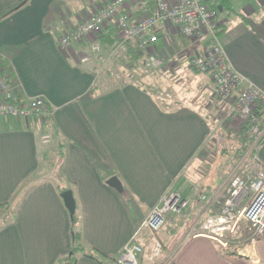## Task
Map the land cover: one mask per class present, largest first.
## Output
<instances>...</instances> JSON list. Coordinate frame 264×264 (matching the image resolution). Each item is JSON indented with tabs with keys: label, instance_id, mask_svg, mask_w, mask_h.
I'll use <instances>...</instances> for the list:
<instances>
[{
	"label": "crops",
	"instance_id": "obj_1",
	"mask_svg": "<svg viewBox=\"0 0 264 264\" xmlns=\"http://www.w3.org/2000/svg\"><path fill=\"white\" fill-rule=\"evenodd\" d=\"M103 1L0 0L6 73L20 96L43 97L50 110L45 117L0 116V264H58L68 254L72 217L58 186L72 189L83 241L107 255V264H118L108 257H117L136 234L144 256L161 241L157 264H264V237L235 250L191 234L204 214L220 210L226 193V180L206 183L213 163L208 173L196 169L216 134L212 102L206 112L193 104L166 106L135 82L105 87L80 62L86 45L60 47L62 28L72 29ZM129 10L134 18L141 14L136 3ZM219 11L230 63L264 90V0H232ZM158 31L157 53L165 60L186 55L187 61L209 48L207 37L185 36L176 26ZM257 156L264 163V141ZM112 175L122 192L107 183ZM170 187L188 205L174 213L175 239L167 241L157 235L160 229L153 233L141 224ZM76 264L101 263L81 254Z\"/></svg>",
	"mask_w": 264,
	"mask_h": 264
},
{
	"label": "built area",
	"instance_id": "obj_2",
	"mask_svg": "<svg viewBox=\"0 0 264 264\" xmlns=\"http://www.w3.org/2000/svg\"><path fill=\"white\" fill-rule=\"evenodd\" d=\"M104 0L96 11L82 23L63 33L59 39L62 48L92 39L93 50H104L100 37L110 24L117 29L116 39L109 56L120 58L127 51V43L134 41L139 49L148 52L150 63L160 65L161 59L154 56L159 38L160 25L176 26L185 36L207 37L209 48L205 54L191 59V67L198 73L212 76L215 91L223 99H231L228 118L241 120V134L247 139L248 147L238 165L227 179L226 193L220 210L201 217L192 227V235H204L228 248V242L239 223L252 228V241L264 237V163L258 158L257 150L264 141V90L246 78L230 63L221 37L218 34V12L206 0ZM138 4L141 14L137 18L129 10ZM99 59L105 57L100 54ZM86 60H92L91 55ZM95 69L97 67H94ZM50 113L45 98L20 96L6 73L0 58V116L31 118ZM188 201L170 187L151 209L141 224L151 232L158 231L166 222L169 213H181ZM134 235L124 244L116 257L118 264H141L143 246ZM227 236L228 241H224ZM162 243L156 240L149 259L161 252Z\"/></svg>",
	"mask_w": 264,
	"mask_h": 264
},
{
	"label": "rangeland",
	"instance_id": "obj_3",
	"mask_svg": "<svg viewBox=\"0 0 264 264\" xmlns=\"http://www.w3.org/2000/svg\"><path fill=\"white\" fill-rule=\"evenodd\" d=\"M90 14L91 13H86L85 16L83 15V19L75 24L78 25L82 23ZM69 28L70 27H64L62 29H64L63 31L65 32ZM60 37L61 35L59 39ZM89 41L94 40L84 39L80 43H74L72 47L79 45L83 47L86 45L85 47H87V49L84 48V53L80 56V62L84 67L93 71L96 82L104 83L105 87L126 81L135 82L147 87L151 92L162 97L163 103H165L166 106H176L178 103L186 105L193 104L192 106L194 108H202L206 112H208V102H212L210 108L212 112L215 113V115H212V127L214 131H216V134L213 137L214 139L210 140L209 146L202 152L200 156L201 160L199 164H197L196 169H199L201 173H208L211 163H213V170L209 173L210 180H206V183L209 181L211 185H218L221 179L227 181L229 175L240 162L242 158L240 152L245 149L244 146L248 144V141L243 135L242 138H239L241 120L237 117L228 118L226 116L230 105L224 106L223 103L229 99H223L216 94L212 76L208 73H198L191 67V59L194 55H190L191 58L187 61L183 60L186 56L184 55L178 61L173 55L169 57L168 60H165V57H161L155 52L154 56L162 61L160 65L156 66L150 63V55L148 52H144V56L137 60H127L125 58L126 52L122 57L116 59L109 56L111 45H103L104 50L98 53L93 50L92 43L90 44ZM70 48L62 49L68 51ZM100 54L105 57L104 60L99 59ZM87 55H91L92 60H86ZM179 65L181 66L180 69L177 68ZM94 67L97 68L95 69ZM211 85L213 88L210 89ZM208 187V184H206V186L202 188L206 189ZM223 188L226 189V185L223 186ZM190 211L191 209L189 208V212ZM174 218V213L167 215L166 222L157 233L159 237L167 241L175 239V235L171 234L176 231L173 229L175 225L172 224L171 221V219ZM252 235L253 231L249 225L239 223L229 239L227 249L239 250V248L252 241ZM148 237L153 238L150 233ZM180 239L181 238H177L174 245L177 243V240ZM224 241H228L227 236L224 237ZM144 252L143 254H145ZM162 253L163 246L160 254L155 256L152 260H150L147 255H142L141 259L143 260V264H157L158 259L163 255Z\"/></svg>",
	"mask_w": 264,
	"mask_h": 264
},
{
	"label": "trees",
	"instance_id": "obj_4",
	"mask_svg": "<svg viewBox=\"0 0 264 264\" xmlns=\"http://www.w3.org/2000/svg\"><path fill=\"white\" fill-rule=\"evenodd\" d=\"M231 1L232 0H216V2H212L210 7L219 13L220 12L219 10L221 8H225L226 5H228V8H231ZM111 27L112 26L110 25L106 29H104V32L100 37L101 43L104 46L113 45L115 42L117 30L115 27L113 28ZM224 30L225 29L223 27V23L218 21V34L220 35V37L222 36ZM144 54H145L144 51H141L139 49L136 42L129 41L127 43V51L125 54V58L127 60H137L140 57H143ZM49 136H50L49 134L48 135L46 134L45 139L48 138ZM239 137L242 138L241 132L239 133ZM248 146L249 145L247 144L244 146V148L246 149ZM240 153L242 155L244 153V150H242ZM107 176L108 174L105 173V177ZM58 188L61 192L64 189H66V187L64 186L63 187L58 186ZM78 220H79L78 216L75 213L74 217L72 218V245L68 254L58 259V264H76L77 259L81 254L93 258L98 262H100L101 264H107L105 261L107 255L102 253L99 249L84 243L82 233L78 228ZM108 258L112 262L116 261V257L110 256Z\"/></svg>",
	"mask_w": 264,
	"mask_h": 264
},
{
	"label": "water",
	"instance_id": "obj_5",
	"mask_svg": "<svg viewBox=\"0 0 264 264\" xmlns=\"http://www.w3.org/2000/svg\"><path fill=\"white\" fill-rule=\"evenodd\" d=\"M107 183L117 189L119 192H122L124 190L123 183L117 175L110 176L107 179ZM61 196L64 200L67 209L70 212L71 217L73 218L76 213V199L72 189L63 190L61 192Z\"/></svg>",
	"mask_w": 264,
	"mask_h": 264
}]
</instances>
